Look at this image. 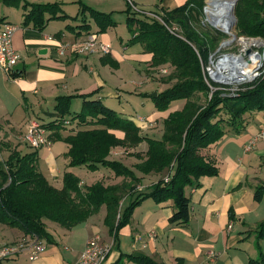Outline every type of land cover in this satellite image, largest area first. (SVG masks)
I'll return each mask as SVG.
<instances>
[{"label":"crops","instance_id":"0c3cea01","mask_svg":"<svg viewBox=\"0 0 264 264\" xmlns=\"http://www.w3.org/2000/svg\"><path fill=\"white\" fill-rule=\"evenodd\" d=\"M186 0H133L139 12L170 10ZM205 1V0H203ZM25 2H57L60 6L56 15L66 18L48 20L42 30L31 23L22 24ZM82 3L96 11L110 13L115 21L105 31L98 32V26L85 12L79 16ZM128 3L126 0H0V26L14 25L12 47L20 54L23 73L10 77L0 69V167L11 150L25 153L33 150L21 142L31 122L44 124L59 118L54 110L59 96L79 95L95 91L93 98L114 109L124 118L133 121L139 135L160 139L163 119L173 110H179L184 100L170 103L165 111H159L149 95L158 93L169 85L159 79L157 67L150 66L151 54L140 42L129 43L130 32L126 24ZM49 17V14H45ZM89 32L97 34L98 41L110 47L108 53L89 54L66 53L60 56L59 44L85 37ZM19 69V70H21ZM143 102L146 112L134 115L126 110L128 102ZM116 100V101H115ZM117 100L122 112L113 107ZM82 99L74 96L70 110L77 113ZM133 107V104L130 105ZM133 109H135L133 107ZM261 112L249 115L245 129L239 133L227 128L223 136L203 153H207L218 169L214 176H201L200 185L186 186L185 194L190 198L189 220L170 223L174 211L172 199L155 202L143 199L137 205L127 224L120 227L116 238L104 224L106 207L90 215L85 221L71 228L44 219L53 242H46V249L40 257L30 260L26 252L3 260L0 264H73L86 242L95 235L104 241H112L110 253L102 264H114L122 257L121 264H142L130 257H147L159 264H203L209 252L215 253L214 264H249L264 254V238L257 245L258 224L264 220V143L258 141L246 149L252 136L264 127ZM141 117V121L137 120ZM54 132L45 130L48 143L37 148V165L47 181L57 188L63 185V175L71 172L79 178V185L101 182L104 186L121 184L127 177L101 165L90 170L85 165L69 166L66 155L69 145L57 136L73 132L71 127ZM101 127L98 124H80L77 129ZM118 139L124 138V131L109 129ZM27 146V147H26ZM26 147V149H25ZM147 150V143L141 141L132 147L117 145L110 148L107 156L130 168L140 181L135 185V194L148 192L150 186L167 175L150 172L144 174L135 165L141 162ZM140 154V157L135 155ZM263 186L259 201L254 198L255 189ZM133 196V197H134ZM124 195L123 205L131 200ZM132 197V198H133ZM229 224L231 227H229ZM31 235L20 228L0 222V245L11 243Z\"/></svg>","mask_w":264,"mask_h":264},{"label":"trees","instance_id":"16d2710c","mask_svg":"<svg viewBox=\"0 0 264 264\" xmlns=\"http://www.w3.org/2000/svg\"><path fill=\"white\" fill-rule=\"evenodd\" d=\"M12 1L5 0L7 3ZM79 4V16L88 12L98 26V32L115 24L110 13ZM22 7V24L31 23L40 30L48 20L68 16L56 15L60 8L57 2H25ZM202 8L203 0H186L173 9L160 10L166 22L174 21L179 25L183 38L170 33L156 19L132 11L129 5L127 8L128 42L143 45L152 56L150 66L168 63L174 68L170 74L173 82L156 96L149 95L155 108L165 111L171 102L184 100L181 109L170 111L163 119L160 139L139 135L133 121L93 98L95 91L57 97L54 110L59 113V118L40 124L45 130L57 132L74 121L71 127L73 132L63 137L57 136L69 145L66 153L69 166L85 165L90 170H96L101 165L129 180L120 185L104 186L98 181L80 186L77 176L65 172L63 185L57 188L39 170L36 149L31 147L33 150L25 153L11 150L4 161L5 168L0 167V222L16 226L25 234L37 235L51 243L53 238L46 229L44 219L71 228L105 205L103 222L116 238L118 229L128 223L133 209L145 198H152L155 202L172 199L174 211L169 218L170 223L184 224L189 220L190 198L185 194V187H198L201 176L218 174L216 165L203 150L218 141L227 128L235 133L243 131L250 120L249 115L261 112L264 117V61L259 74L238 89L235 95H229L228 89L211 90L207 84L205 78L208 77L203 73V66L208 61V53L218 47L220 39L217 35L199 32L193 27V21L202 15ZM234 13L237 36L261 38L264 41V0H237ZM45 14H49V17ZM22 73V69L16 70L11 77ZM210 84L216 87L213 82ZM196 92L206 95L204 104L191 99ZM74 96L82 99L81 109L77 113L70 111V101ZM66 119L68 125L64 124ZM80 124H98L101 127L75 128ZM109 129L124 131V138L118 139ZM141 141L147 143V150L141 162L135 165L136 169L144 174L167 171V175L153 183L148 192L134 196L135 185L140 178L130 168L107 156L111 147L128 143L136 145ZM135 155L140 157L139 153ZM262 190L263 186L255 189L254 198L257 201L262 197ZM124 195L134 197L123 205ZM257 228V245L260 246L259 240L264 236V220ZM130 260L159 264L147 257L131 256ZM121 262L122 257L114 264ZM249 264H264V254L260 251V257L250 259Z\"/></svg>","mask_w":264,"mask_h":264},{"label":"built area","instance_id":"2783aa9c","mask_svg":"<svg viewBox=\"0 0 264 264\" xmlns=\"http://www.w3.org/2000/svg\"><path fill=\"white\" fill-rule=\"evenodd\" d=\"M132 11L139 12V9L134 4L133 0H126ZM151 18L159 21L164 27L172 34L183 38L177 32V27L166 22L162 17V12L149 11L142 12ZM15 26L11 23H3L0 26V69L8 76L16 71L15 66L20 62V54L12 47V35L15 31ZM110 47L108 44L98 41L97 34L95 32H89L84 38L75 40L72 42H63L59 44L57 52L60 56H65L66 53L71 54H89L92 52L108 53ZM207 70V72H206ZM203 66V73L209 77L205 78L207 84L213 89H228L226 86L227 79L225 80L222 75L214 74L212 67L209 65ZM165 71V70H163ZM259 74V73H258ZM211 79V80H209ZM209 80V81H208ZM210 82H216V87H214ZM229 95H235V92H230ZM64 124L68 125L69 121L66 119ZM22 140L25 141L30 147L37 149L42 145L48 143L47 137L45 135L44 128L37 122H31L22 135ZM258 141L264 143V127L260 128L249 140L248 144L245 146L246 149H250ZM167 179V177H165ZM229 227L231 225L229 224ZM112 241H104L100 236H92L85 244L84 248L80 252L77 260L73 264H102L110 253L112 247ZM46 249V241L38 237L37 235H31L27 238H22L11 243H4L0 245V263L14 255L26 252L30 260H34L44 252ZM215 253L209 252L208 259L203 264H214Z\"/></svg>","mask_w":264,"mask_h":264},{"label":"rangeland","instance_id":"374dc122","mask_svg":"<svg viewBox=\"0 0 264 264\" xmlns=\"http://www.w3.org/2000/svg\"><path fill=\"white\" fill-rule=\"evenodd\" d=\"M207 1V2H206ZM237 2V0H236ZM236 2L234 1L233 3V20H230V29H232V34L228 35L227 33L223 32L216 26H214L207 17L206 7L209 4V0L203 1V8H202V15H199V17L196 18V20L193 21V27L199 31V32H207L210 34L217 35V37L220 39L218 41L219 45L218 47L210 51L208 53V61L204 65V69L206 70L207 66H211L213 71L216 69H219L220 72L226 73L229 72L230 76L232 73H235L238 75L236 78H231L229 77L226 84V86H229V91L230 92H236L238 89L243 88V85L246 83H249L253 81V79L258 75L260 72V69L263 65L264 61V41L261 38H251V37H246V36H237L236 35V17L234 13V8L236 5ZM207 5V6H206ZM162 12V11H158ZM163 14V13H162ZM163 17V15H162ZM229 22V21H228ZM169 24L176 26L177 27V32L182 35V29L179 27L177 23L174 21H168ZM252 56H257L258 60L255 64V66L248 64V61L251 62V57ZM231 61V62H228ZM233 63V64H230ZM230 65H233L232 67H237L234 69V71H229ZM246 66V67H245ZM246 68L249 70L250 75L248 77H245L244 75H241V71ZM173 66L170 64H163L159 65L157 67V73L159 74V79L168 85L173 82V80H170V74L173 71ZM165 70V71H163ZM217 71V70H216ZM207 72V70H206ZM209 78V77H208ZM211 80V79H209ZM208 80V81H209ZM216 83V82H214ZM216 85V84H215ZM195 96L192 97L191 99L194 100L196 103L199 104H204L206 100V95L202 94L201 92H196L194 94ZM116 101V100H115ZM140 103L138 104L137 100H132L131 102H128L127 104H124L126 106V110H132L131 112L134 113V115H137V113H144L146 112V109L143 107V102L149 104L151 103L150 100H140ZM133 104V107L130 105ZM150 105V104H149ZM110 106V104L108 105ZM111 107V106H110ZM116 110L122 112V107L120 102L117 100L116 104L113 105ZM71 111V110H70ZM65 117H69V115H65ZM137 120L141 121V117L137 116ZM21 142L27 143L22 140V135H21ZM126 147H132L134 145H131L128 143L125 145ZM27 147V146H26ZM25 147V149H26ZM264 238V236H263Z\"/></svg>","mask_w":264,"mask_h":264},{"label":"bare ground","instance_id":"6f19581e","mask_svg":"<svg viewBox=\"0 0 264 264\" xmlns=\"http://www.w3.org/2000/svg\"><path fill=\"white\" fill-rule=\"evenodd\" d=\"M207 2V1H206ZM233 3L234 0H209V4L206 7V13L208 20L217 28L222 30L223 32L227 33L228 35L232 34V29H230V20H233ZM229 21V22H228ZM258 60L257 56L251 57V62L248 61V64H251L255 66L254 63H256ZM231 62V61H228ZM233 64V63H230ZM233 65H230L228 68L229 71H234L237 67H232ZM246 67V66H245ZM217 70V71H216ZM214 70V74L222 75V77L226 80H228L229 77L236 78L238 75L235 73H232L230 76V73L226 71V73H222L219 71V69ZM251 72H249L248 69L244 68L241 71V75H244L245 77H248Z\"/></svg>","mask_w":264,"mask_h":264},{"label":"water","instance_id":"95a60500","mask_svg":"<svg viewBox=\"0 0 264 264\" xmlns=\"http://www.w3.org/2000/svg\"><path fill=\"white\" fill-rule=\"evenodd\" d=\"M234 1L236 2V0H234ZM21 67H22V64H21V63H18V64L15 66V69H16V70H19V69H21ZM156 94H157L156 92H153V93H152V96H156Z\"/></svg>","mask_w":264,"mask_h":264}]
</instances>
